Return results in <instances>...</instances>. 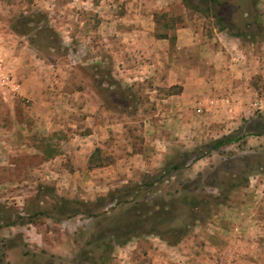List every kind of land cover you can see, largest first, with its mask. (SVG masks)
I'll use <instances>...</instances> for the list:
<instances>
[{
  "label": "rangeland",
  "instance_id": "obj_1",
  "mask_svg": "<svg viewBox=\"0 0 264 264\" xmlns=\"http://www.w3.org/2000/svg\"><path fill=\"white\" fill-rule=\"evenodd\" d=\"M187 3L0 0V264H173L177 248L185 256L192 255L195 264H205L201 260L211 253L207 245L224 243L221 235H225L226 224L219 221V213L226 206L245 203L252 207L263 202L264 136L246 133L264 127V0ZM221 15L230 32L218 28ZM246 23L251 25L246 28ZM186 26L198 27L206 34L224 31L231 35L241 29L242 49L255 66L250 83L259 105L251 106L253 116L242 119L237 129L227 134L242 136V141L210 150L209 156L155 184L154 190H139L149 206L167 203L182 193L208 202L196 210L197 221L177 244L170 245L174 237L140 234L123 245L114 244L104 257L103 248L93 240L101 234L108 236L115 225L128 223V210L136 201L128 197L97 209L98 199L116 191L129 192L145 175L160 176L166 162L183 161V153L195 155L223 137L201 134L180 140L165 135L168 151L159 167H150L136 178L119 174L112 183L98 174V166L125 157L127 149L151 157L153 148L145 142L147 125L165 118L167 103L159 97L177 93L180 87L158 90L153 73L129 82L120 71L127 65L123 47L140 51L138 33L142 30L157 39L171 36L173 45L174 31ZM136 38L137 46L133 44ZM18 60L29 66H49L46 90L58 101L55 114L51 113L56 121L53 129L34 124L27 90L17 93L8 86L17 78L12 67ZM128 60L135 67L142 65L140 56ZM87 94L96 96L97 101L89 100ZM82 99L89 105L81 104ZM84 108L90 112L81 111ZM90 116L95 119L87 120ZM94 121L114 125V137L101 148L88 137ZM189 188L194 190L189 192ZM214 197L225 203L215 206ZM176 208L180 222H187L186 208L179 204ZM161 255L163 260H159ZM184 260L188 264V258Z\"/></svg>",
  "mask_w": 264,
  "mask_h": 264
},
{
  "label": "crops",
  "instance_id": "obj_2",
  "mask_svg": "<svg viewBox=\"0 0 264 264\" xmlns=\"http://www.w3.org/2000/svg\"><path fill=\"white\" fill-rule=\"evenodd\" d=\"M138 35L141 36L140 51L129 45L123 47L127 64L120 70L124 73L123 76L129 82H134L136 79L143 80L145 73H153L158 81L156 83L158 90L176 85L180 87L177 93L159 97L161 102L167 103L164 111L166 114L163 115L165 118L147 125L148 138L146 137L145 142H150L153 148L151 157L146 156L141 150L127 149L128 153L121 157L122 159L119 156L112 164L98 166V174L101 173L99 176H104L103 180L109 183L116 181L119 174L136 178L150 167H159L168 151V140L167 138L165 140V135L180 140L183 138L191 140L201 134L218 138L237 129L242 119L251 118L253 116L251 106L259 105L250 83L255 66L245 55L240 37L231 36L224 31L206 34L194 26L176 29L172 35L173 45H170L171 36L157 39L146 30L140 31ZM137 38L134 43L132 42L135 46ZM131 56H140L142 59L140 68L129 63L128 58ZM48 67L29 66L18 60L16 66L12 67V72L17 78L8 86L17 93H25L27 90L32 99L34 124L47 126V129L50 126L53 129L56 121L53 120L55 115L51 113L57 109L55 104L58 101L52 99L46 90L50 78ZM88 98L92 99V102L97 101L96 96L91 98L88 95ZM81 102L89 105L86 99H82ZM98 107L99 115V104ZM81 111L90 112L85 108ZM86 119L95 118L90 116ZM92 126V134H88V137L93 139L95 147L101 148L112 140L110 136L112 138L115 135L112 133L114 125L109 121H94ZM104 132H107V135ZM115 142L113 140V143ZM110 149L112 150L111 146ZM251 206L238 203L233 207L226 206L219 213V221L226 224V229H223L225 235H221L224 243L221 246L208 244L211 253L201 260L202 263L264 264V199L257 206L255 204ZM176 251L173 253L175 255L173 264L175 262L184 264L185 258H188V264H195L192 255L185 256L178 248ZM164 257L161 255L159 260H163ZM158 264H161L160 261Z\"/></svg>",
  "mask_w": 264,
  "mask_h": 264
},
{
  "label": "trees",
  "instance_id": "obj_3",
  "mask_svg": "<svg viewBox=\"0 0 264 264\" xmlns=\"http://www.w3.org/2000/svg\"><path fill=\"white\" fill-rule=\"evenodd\" d=\"M189 0H182V2L186 5H188ZM218 4V3H217ZM195 10H199L198 6L193 7ZM208 10H211L210 7H207ZM213 15H216L215 13ZM223 20H225V17L221 15L220 17H217L218 21V28L220 30H226L230 32V25L223 23ZM251 25V23H246L245 27L248 28ZM239 28V27H238ZM236 33H230L232 36L241 37L243 36V32L241 29H238ZM259 131H248L246 135H256V136H264V127L258 126ZM243 140L242 136H234V135H227L223 136L220 139H217L213 141L209 146H207V149L205 151H198L195 155L192 153H183V161H168L166 162L162 169L160 170V176H148L145 175L142 182L134 185V188L131 190H127V192L123 191L119 192L116 191V193H110V195H107L105 197H100L98 199V204L96 206L97 209H100L105 206L107 202H117L121 199H126L128 197H134L135 203L133 206H131V209L128 210L130 215V219H128V223H124L125 225H115L112 227L108 233V236L105 234L98 235L94 242H96V245L101 248H103V254L104 257L107 256V254L112 250V246L115 245H123L127 241H129L132 237H135L140 234L145 235H157L162 238H173L174 240L170 243V245L177 244L188 232L191 228V225L197 221V214L196 210L199 209V207L202 204H205L207 202L206 200L199 201L196 197V195H188L187 193L180 194L177 199H170L167 203L164 201H161L160 203H153L152 205H148L149 201L146 199L143 193H141L139 190L142 188H146L144 192H148L150 190H154V185L159 183L160 181H164L165 178H170V176H173L177 171H180L182 169L187 168L191 164L195 163L196 161L203 159L210 155V150H216L220 147H223L228 144L232 143H239ZM167 180V179H166ZM211 187V186H209ZM195 188V187H194ZM189 192L193 191L194 189H188ZM110 196V197H108ZM140 198H143V201H139ZM217 197H214V205L219 206L223 205L225 202L222 200H216ZM224 200L226 197H223ZM109 199V200H107ZM109 202V203H110ZM128 201H126L127 203ZM177 204L182 205L186 208V219H188L187 222H180V215L177 211ZM208 204V202H207ZM149 206V207H148ZM133 208V209H132ZM75 214V213H74ZM88 215L91 216L92 213L88 211ZM179 222L178 225H176ZM164 226H167L163 229ZM110 238L109 241H105V239ZM100 242V243H99ZM102 256V258H104Z\"/></svg>",
  "mask_w": 264,
  "mask_h": 264
}]
</instances>
